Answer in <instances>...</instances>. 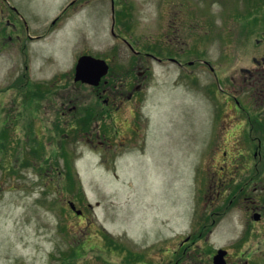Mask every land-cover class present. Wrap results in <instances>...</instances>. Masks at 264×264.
<instances>
[{
  "label": "rangeland",
  "instance_id": "374dc122",
  "mask_svg": "<svg viewBox=\"0 0 264 264\" xmlns=\"http://www.w3.org/2000/svg\"><path fill=\"white\" fill-rule=\"evenodd\" d=\"M72 1L51 25L71 0H0V30L7 23L19 26L6 25L0 33V121L14 128L6 140L7 132H0V264H207L218 248L242 249L238 237L247 225L238 210L228 207L216 216L208 205L207 218L215 222L200 227L206 216L202 171L212 111L231 109L216 98L217 90L239 103L257 99L253 94L263 99L264 62H253L264 58V0H112L113 10L111 0ZM21 29L42 37H17ZM84 54L107 61L115 78L144 76V108L133 104L141 133L122 148L114 143L100 150L87 143L81 123L89 111L73 126L59 114L62 102L53 95L59 76ZM157 56L162 62L189 60L185 73L194 77L158 64L152 58ZM44 58V67L36 65ZM134 67L136 74H130ZM243 68L253 73L246 81ZM39 81L44 84L37 86ZM28 85L32 93L36 89L37 107L34 99L24 104L32 99L23 95ZM72 100L86 103L80 96ZM19 103L31 109L19 112ZM96 105L91 100L89 108ZM29 118L37 140L25 129L31 130ZM43 119L51 123L41 134L33 120L43 125ZM15 120L23 126L18 134ZM117 126V139L132 137L128 122ZM14 154L23 156L17 160ZM69 168L73 182L64 180ZM69 201L82 216L70 210ZM195 233L199 240L178 246ZM252 240L258 243L242 264H264V232L254 239L248 235L246 241Z\"/></svg>",
  "mask_w": 264,
  "mask_h": 264
},
{
  "label": "flooded vegetation",
  "instance_id": "af4514ba",
  "mask_svg": "<svg viewBox=\"0 0 264 264\" xmlns=\"http://www.w3.org/2000/svg\"><path fill=\"white\" fill-rule=\"evenodd\" d=\"M59 19L52 21L51 25H55ZM241 71L246 76L245 81L249 74H253L250 70ZM263 74L264 69L261 71V75ZM116 78L104 76L96 86H90L74 82L73 77L59 76L62 81L57 87L60 88L54 91L61 96L60 99L64 100L63 110L59 114L65 119L63 122L65 125L70 123L73 126L76 120L79 121L78 117L85 115V113L77 115V106H70V102L74 101L68 100L71 93H74L72 98L80 96L81 101H96L97 105L91 107L93 110L91 117L81 123V129L87 136V143L95 149L105 150L111 147L113 149L114 143H116L115 147L122 148L131 141V138L117 139L121 137V130L117 123L122 128L128 122V126L125 127L127 131L134 127L132 134L134 138L140 132V129L132 124L136 121L133 104L137 108H144L146 101L144 76H141V79ZM252 80L249 87L255 84L254 78ZM67 85H72L74 88L68 90ZM252 96L257 99L248 98L241 103L236 102V106L228 102L231 109L214 111L211 116L214 118L210 121L211 125L219 126L218 131L213 129L211 132L212 138L207 147L206 170L202 171L203 177L205 176L204 212L206 211L203 224L207 227L215 222L207 218V207L211 205V214L216 216L223 215L228 207L238 210L242 216L241 221L247 226H243L238 237V239L241 238L245 248H243L244 245L242 249L234 251L230 247L218 248L207 257V264L208 262L212 264V258L219 249L225 252V264H230L231 258H233V264H242L241 259L252 256L253 245L258 243L256 240L247 242V236L250 235L254 239L264 232L262 229L264 225V140L262 142L260 137L261 131L264 134V119L261 118L259 110V101H262L264 105V95H261L263 99H259L258 94ZM126 101L130 102L128 106L125 105ZM125 109L129 110L127 115H124ZM86 121L91 124L87 125ZM208 232L210 233V230ZM199 239L200 236L197 234L188 236L180 243V247H185L186 244H192L194 240ZM233 253H236L235 256ZM244 263L247 264V261Z\"/></svg>",
  "mask_w": 264,
  "mask_h": 264
},
{
  "label": "water",
  "instance_id": "95a60500",
  "mask_svg": "<svg viewBox=\"0 0 264 264\" xmlns=\"http://www.w3.org/2000/svg\"><path fill=\"white\" fill-rule=\"evenodd\" d=\"M80 62L79 63H85L86 64V67L85 69H80V70H77L76 72V78H79L80 76H82L83 74H87L88 76H91L93 77V74L96 75V72L99 70H101V67L99 65H96L95 67L93 66L92 67V63H98V61H93L89 58H81L79 60ZM70 207L74 210V207L72 204H70ZM76 214H79V212L77 211ZM223 256V253L219 252L217 256H215L214 258V263L215 264H221L220 263V260Z\"/></svg>",
  "mask_w": 264,
  "mask_h": 264
},
{
  "label": "trees",
  "instance_id": "16d2710c",
  "mask_svg": "<svg viewBox=\"0 0 264 264\" xmlns=\"http://www.w3.org/2000/svg\"><path fill=\"white\" fill-rule=\"evenodd\" d=\"M1 132V131H0ZM6 131L3 129V132L2 133H5ZM6 137H7V134H6V136H5V138H4V140H6ZM68 175H70V171L68 172ZM67 181L68 182H73V180L70 178V176H67ZM70 264H73V263H70Z\"/></svg>",
  "mask_w": 264,
  "mask_h": 264
}]
</instances>
